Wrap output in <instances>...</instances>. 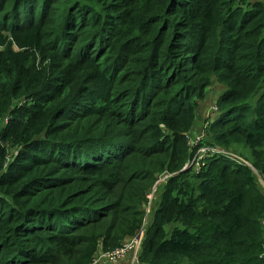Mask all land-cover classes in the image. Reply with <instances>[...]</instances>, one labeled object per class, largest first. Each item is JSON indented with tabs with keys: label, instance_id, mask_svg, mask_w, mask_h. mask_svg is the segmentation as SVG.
I'll return each mask as SVG.
<instances>
[{
	"label": "trees",
	"instance_id": "obj_1",
	"mask_svg": "<svg viewBox=\"0 0 264 264\" xmlns=\"http://www.w3.org/2000/svg\"><path fill=\"white\" fill-rule=\"evenodd\" d=\"M217 85L201 145L257 173L181 172ZM166 175L141 264H264V0H0V264L123 247Z\"/></svg>",
	"mask_w": 264,
	"mask_h": 264
},
{
	"label": "rangeland",
	"instance_id": "obj_2",
	"mask_svg": "<svg viewBox=\"0 0 264 264\" xmlns=\"http://www.w3.org/2000/svg\"><path fill=\"white\" fill-rule=\"evenodd\" d=\"M224 92H225V88L222 87L221 85H217L216 91H212V93L208 95L205 102L200 106L199 119L195 126L193 135L190 138L191 142L192 141L194 142V145H192L194 148V157L190 161V163L194 162V166L192 167L191 170H195L199 172L201 168V164L203 162V161L201 162V159H203L205 154L210 153L209 151H206L204 154H199L200 149L202 147H206L204 145L201 146V144H204L206 141L205 135H206L207 129L210 127L209 119H210L212 112L214 111L215 103L223 95ZM219 148L224 149L221 147ZM224 150H227L239 156L244 161L243 162L244 165H251V159H250L249 154H242L236 151L235 148H232V147L230 149H224ZM164 180L165 179H162L160 183L158 182L155 185V187L152 189V194L150 197L151 198V211H152V208L153 210H156L161 204L162 197H163L162 195L164 193L163 186H162V184L164 183ZM259 181H260V185L262 186L264 190V181L261 180V177H259ZM148 209L150 212V207ZM149 217L150 218L153 217V214H148L146 226L150 222Z\"/></svg>",
	"mask_w": 264,
	"mask_h": 264
},
{
	"label": "clouds",
	"instance_id": "obj_3",
	"mask_svg": "<svg viewBox=\"0 0 264 264\" xmlns=\"http://www.w3.org/2000/svg\"><path fill=\"white\" fill-rule=\"evenodd\" d=\"M214 113H218V112H212V114H211V116H210V119L211 118H213L214 117ZM210 119H209V123L211 124V122H210ZM7 120H8V118H5L4 119V124L5 125H7L8 123H7ZM195 129V128H194ZM194 129H193V131L191 132V134L189 135V144H190V146L192 147V149L194 150V148H193V146L192 145H194V142L192 141L191 142V140H190V138H191V136L193 135V132H194ZM205 134V133H204ZM205 137H206V135H205ZM202 146V145H201ZM205 149H219V150H221V151H224V152H226V153H228V154H230V155H233V156H235V157H237V158H234V157H232V156H227V155H218V154H213L210 150H207V151H209L210 153H208V154H205L204 155V157H203V159H201V162L202 161H204V159L205 158H207V157H209L208 159H210V158H225V159H229V160H231V161H234L235 163H237V164H239V165H244L243 164V160L239 157V156H237L236 154H234V153H231V152H229V151H227V150H224V149H220L219 148V146H206V147H202L201 149H200V152H199V154H204L206 151H203V150H205ZM213 156H215V157H213ZM194 166V162L193 163H190V161L188 162V164L186 165V167L181 171V172H186V171H184L185 169H187V171L188 170H191L192 169V167ZM246 166H248L253 172H255V173H257V170L253 167V165H252V163H251V165H246ZM168 177H169V175H166V176H164L162 179H165L164 180V183L163 184H165L166 183V181H167V179H168ZM161 179V180H162ZM160 180V181H161ZM261 180L262 181H264L262 178H261ZM160 181H158L159 183H160ZM157 182V183H158ZM156 183V184H157ZM155 187V186H154ZM152 194V193H151ZM151 194H150V197H151ZM149 197V203H148V206L146 207V209H145V215H146V218H147V216H148V214H152L153 212H154V210H153V208H152V211H151V198ZM150 207V212H149V208ZM152 212V213H151ZM146 219H145V221H144V223H143V226H142V228L144 227V230H145V225H146ZM141 228V229H142ZM140 229V230H141ZM138 235V234H137ZM134 237H136V236H134ZM133 237V238H134ZM145 237V236H144ZM132 238V239H133ZM144 240V239H143ZM142 243H143V241H142ZM142 246H143V244H141V247H140V249H139V252H138V261H137V264H141L140 263V255H141V252H142ZM103 252H108V251H102V250H100L95 256H94V258H93V261L91 262V264H101L103 261H106V260H102V261H99V262H97V263H94L95 262V260L98 258H100V255L101 254H103ZM131 256V260H132V254L130 255ZM119 261V260H118ZM106 262H109V263H113V262H110V261H106ZM130 264H132L131 262H130Z\"/></svg>",
	"mask_w": 264,
	"mask_h": 264
},
{
	"label": "built area",
	"instance_id": "obj_4",
	"mask_svg": "<svg viewBox=\"0 0 264 264\" xmlns=\"http://www.w3.org/2000/svg\"><path fill=\"white\" fill-rule=\"evenodd\" d=\"M210 150L213 154H218V155H227V156H232L234 158H237L233 155H230L224 151H221L219 149H205L203 151ZM145 236V230L144 227L139 231L138 235L128 241L123 247L108 251V252H103V254L100 255V258L96 259L94 263H97L102 260L110 261V262H117L118 260H122L132 254V264H137L138 261V252L141 247L142 241Z\"/></svg>",
	"mask_w": 264,
	"mask_h": 264
},
{
	"label": "crops",
	"instance_id": "obj_5",
	"mask_svg": "<svg viewBox=\"0 0 264 264\" xmlns=\"http://www.w3.org/2000/svg\"><path fill=\"white\" fill-rule=\"evenodd\" d=\"M130 262H131V256H128L122 260L115 262V263H109V262L103 261L101 264H130Z\"/></svg>",
	"mask_w": 264,
	"mask_h": 264
},
{
	"label": "water",
	"instance_id": "obj_6",
	"mask_svg": "<svg viewBox=\"0 0 264 264\" xmlns=\"http://www.w3.org/2000/svg\"><path fill=\"white\" fill-rule=\"evenodd\" d=\"M188 169V168H187ZM187 169H185L184 171H187Z\"/></svg>",
	"mask_w": 264,
	"mask_h": 264
}]
</instances>
